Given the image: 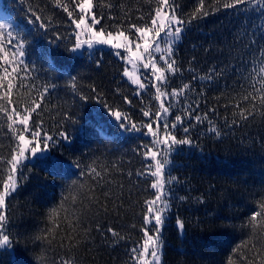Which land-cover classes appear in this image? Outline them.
Segmentation results:
<instances>
[{"label": "trees", "instance_id": "obj_1", "mask_svg": "<svg viewBox=\"0 0 264 264\" xmlns=\"http://www.w3.org/2000/svg\"><path fill=\"white\" fill-rule=\"evenodd\" d=\"M201 2L206 16L197 12ZM224 2L170 0L185 23L174 52L179 70L169 75V84L178 89L189 84L191 89L176 100L170 121L175 115L184 116L190 105L193 119L184 116V124L174 129L178 139L188 138L192 143L177 146L168 156L171 207L163 228V264H227L229 257L240 264V253L235 250L249 239L251 229L246 222L264 199V117L241 122L234 116L237 103L248 104L243 95L257 94L249 83L250 73L255 87H260L253 68L264 66V3L224 9ZM94 3L96 15L104 17L105 32L113 33L118 28L134 32L130 25L148 24L160 6L159 0ZM64 5L73 12L71 18ZM78 18L73 0H0V25H5L0 29V76L9 67L3 83L11 79V98L23 107L37 98L41 86H56L41 103L39 115L32 114L30 127L42 123V132L55 141L50 142V154L63 165L54 175L42 160L24 162L19 185L7 198V227L10 238H15L14 249L0 252V264H60L69 257L74 264H136L131 249L145 238L146 202L155 196L150 186L155 177L147 168L154 161L143 153L145 146L153 147L155 138L142 126L151 122L157 127L154 114L160 111V103L152 87L137 93L123 75L124 61L113 49H86L82 55L71 51L77 41L74 21ZM21 37L26 41L23 60L29 71L25 73L21 65L17 76L8 63L17 59L11 56L8 40L15 43ZM213 69L220 75L211 82L201 79ZM254 103L259 107V100ZM117 111L128 117L125 123L142 130L122 129L112 115ZM143 111L153 116L145 117ZM206 112L207 119L195 121L196 115L203 118ZM8 123L0 113V183L7 175L4 161L16 144ZM189 125L185 133L183 127ZM213 127L219 136L209 130ZM21 131L17 127V134ZM90 168L101 172L103 179L90 177ZM72 181H77L72 192L76 201L64 203L52 243L37 247L29 237L53 227L49 211L60 207ZM178 221L184 224L183 233ZM69 222L78 233L71 248L66 238L72 235ZM109 228L118 235L112 236Z\"/></svg>", "mask_w": 264, "mask_h": 264}, {"label": "snow or ice", "instance_id": "obj_2", "mask_svg": "<svg viewBox=\"0 0 264 264\" xmlns=\"http://www.w3.org/2000/svg\"><path fill=\"white\" fill-rule=\"evenodd\" d=\"M219 3V0H217ZM264 3V0H225L222 4L224 9L237 8L241 5H246L248 3ZM159 7L154 10V16L150 19L149 23L144 26H137L132 24L129 26L130 29H134V32H130V35H126L124 30L119 28L115 33L112 31H107V38H105V28L101 24V21L104 19L103 15L97 16L93 9L96 7L94 0H73V7L75 10H78L79 18L74 21L75 27L79 30L85 31L89 34L88 40H80L79 33L77 34V41L75 46L71 49L73 52H78L81 50L84 44H87L89 48L93 46L94 43L100 45H111L114 49H124L127 53V63L131 65V70L125 69L123 75L127 77L133 85H136L139 89L147 90L148 85L142 82L141 77L137 75L139 68L150 71L152 79L148 81L152 87L155 88L156 99L160 103V111H157L154 114L155 122L157 123V129L153 130L152 123L144 124L142 127L147 130V133L155 138L153 147L145 146L146 151L143 153L145 157H150L151 161H154V165L149 163L147 165L148 174L157 179L151 183L153 189H157V194L155 198L151 201H147V214L144 217L145 227L143 228L144 237L143 242L137 248H132L131 253L136 259V264H160L163 241L161 239V231L165 223L166 217L164 212L169 208L167 199L162 200V189L165 183L164 180V168L169 163L168 156L171 154V151L175 146L180 145H190L192 143L191 139H177L176 136L168 132L169 127L175 129L177 124H184V116H187L189 120L193 119L192 116V106L190 105L187 109L184 110V116L175 115L173 122L169 124L167 121L162 120V116L170 115L169 109L171 107V101H166L163 99L166 96L179 99L180 96L185 94V90H191L189 84H184L180 89H172L171 92L162 91L168 82V74H175L179 69L176 67V60L173 58L174 44L176 41H179L181 37V32L183 30L184 20L176 16L175 4L170 5L169 0H159ZM112 7V5H108ZM64 11L67 12L68 16L71 18L73 12L68 10L66 5L63 6ZM168 9L173 14L169 18V11H164ZM203 3L201 2L200 8L197 9L201 15L206 16L208 13L203 12ZM195 18V14H194ZM37 19H39L37 17ZM109 19H115V17H109ZM89 20L91 23H89ZM96 25H101L99 30L95 29ZM5 25H0V29H3ZM161 33H164V37L161 36ZM11 33H8V36L11 37ZM166 37V39H165ZM160 42L165 44V47L162 49ZM8 44L11 46V56L17 58L14 60H9L8 63L11 66V72L17 73L19 66H23L22 70L27 73L29 71L28 66L24 64L23 57L26 55L25 44L26 41L23 37L15 40L13 43L12 39L8 40ZM155 45V47H153ZM3 52V45L0 44V53ZM160 53L159 60L163 62L165 67H160L156 56L153 54ZM117 56H120L121 53L117 51L115 53ZM145 54H147L145 56ZM264 54V52H262ZM4 59H7V55H4ZM254 72L260 77V87H255V82L251 79V73L249 74V83L257 93L252 95L251 93L243 95V99L248 101V104L244 107H241L237 103L234 107L238 109L237 112H234V116H237L241 122H247L250 118L255 119L257 116L264 117V66L260 67L258 70L253 68ZM4 75L0 76V113H3L8 123V129L15 134L16 144L15 147L11 150L10 157L4 161L7 168V175L2 183H0V249H11L15 238L10 239L8 232L7 222V198L12 195L17 189L18 186V177L23 176V168L25 167L24 161H33L36 159L42 160L45 162V167L52 171L53 174L63 167L62 162L52 157L49 149V142L55 143L52 136L47 134L42 135V123H34L33 127L30 129L28 127L29 121L33 113H38V109H41V103L44 101L45 97L49 94L50 90L55 89V85H43L40 89H37L38 96L35 99H30L28 102V107L20 106L19 102L14 103L12 100V89L14 87L11 79L8 80V83L5 85L3 81L9 74V67L3 68ZM220 75L215 69L211 75L203 77L201 79H207L212 81L215 76ZM243 76V74H240ZM75 87V84H73ZM243 85L241 88L243 89ZM259 100V107L254 101ZM131 103V101H129ZM227 107V105L225 106ZM19 108V110H17ZM196 108H199V104H196ZM211 112H215L216 109H210ZM112 115L120 121V127L125 131L139 132L142 129L137 127L134 123H125L128 120L127 116H123L120 112H112ZM145 117H152L153 113L151 111H143ZM208 113L204 114L202 118L199 115L194 117L195 121L203 122V119H207ZM163 124L164 136L159 138V126ZM211 123V121H210ZM237 123L236 120H233V124ZM17 127L22 131L17 134ZM191 125L183 127V131L188 133ZM210 131L214 132L217 136L220 135V132L215 128H210ZM23 133H28V136L31 139L27 138ZM59 135L65 140L69 141L70 137L67 133L61 132ZM157 145H163L164 154L163 162L161 159H157L160 154V149L153 148ZM51 160L49 165L47 161ZM154 167L155 170H152ZM143 175L144 173H140ZM79 175V174H76ZM90 177H98L103 179L101 172H98L96 168H90L88 173ZM175 180L176 177H171ZM99 184V179L95 181ZM77 185V181H72L69 186V195L67 197H62V201L59 208H53L49 211L48 219L52 221V228H44L39 230L38 233L29 237L33 243L37 244V247L40 244L50 245L53 239L57 235V217L60 215V212L63 211L64 203L71 199L73 202L76 201V196L72 195V192L76 189L73 187ZM91 191V189H89ZM184 199V197H180ZM160 202V206L156 207L157 202ZM178 226L180 229L184 228L182 221H178ZM247 226L251 229L249 239L244 241L242 245H238L237 251L240 253V264H264V199L259 203V210H254L250 215L249 219L246 222ZM149 227L151 228V234H149ZM68 228L71 229L72 235L66 237L69 240L68 247H72V241L78 235L76 228L69 222ZM62 231V230H61ZM108 231L112 236H117L116 233L111 228ZM258 242V243H257ZM62 244V239L60 240ZM251 253L248 255L247 253ZM150 257V258H148ZM259 258V259H257ZM60 264H74V260L69 257L68 259H62ZM227 264H236V261L229 257Z\"/></svg>", "mask_w": 264, "mask_h": 264}, {"label": "rangeland", "instance_id": "obj_3", "mask_svg": "<svg viewBox=\"0 0 264 264\" xmlns=\"http://www.w3.org/2000/svg\"><path fill=\"white\" fill-rule=\"evenodd\" d=\"M169 4H170V0H169ZM171 5V4H170ZM93 11H94V9H93ZM164 11H169L168 9H164ZM5 15H6V13H4ZM96 14V13H95ZM173 13L171 12V11H169V18L171 17V15H172ZM176 16H178V14H177V12H176V10H175V13H174ZM179 17V16H178ZM180 18V17H179ZM181 19V18H180ZM89 23H91V21L89 20ZM183 27V30H182V32H181V37H180V39H179V41H176L175 42V44H174V51H173V58L175 59V56H174V52H175V49H176V46H177V44L181 41V39H182V36H183V32H184V26H182ZM95 29L96 30H99L100 29V27L98 26V25H96L95 26ZM79 33V39L80 40H88L90 37H89V34L87 33V32H85V31H82V30H79V29H76V38H77V34ZM107 32H105V38H107ZM125 34L126 35H130V33H126L125 32ZM161 36L162 37H164V33H161ZM130 38H132L131 37V35H130ZM165 39H166V37H165ZM160 46H161V48L163 49L164 47H165V44L163 43V42H160ZM98 47H105V48H111V49H113L114 50V52L116 53L117 51H119L120 53H121V55L120 56H118L119 58H121L123 61H124V63H125V69H129V70H131V65H129L128 63H127V53H126V51L124 50V49H114L111 45H100V44H96V43H94L93 44V46L91 47V48H89L88 47V45L87 44H84L83 46H82V48H81V50L80 51H78V52H75V54H77V55H82L85 51H86V49H88V50H90V51H93V50H95L96 48H98ZM153 47H155V45L153 46ZM153 54L156 56V60H157V62H158V64H159V66L160 67H165V65L163 64V62H161L160 60H159V57H160V53H155V52H153ZM147 54H145V56H146ZM137 75H139L140 77H141V80H142V82H144L146 85H148V87H147V90L150 88V87H152L150 84H148V81L150 80V79H152V77H151V73H150V71H148V70H145V69H143V68H139V70L137 71ZM169 75L170 74H168V77H169ZM127 78V77H126ZM128 79V78H127ZM129 80V79H128ZM130 81V80H129ZM131 82V81H130ZM136 88H137V93H142V92H144V91H147V90H143V89H139L136 85H134ZM154 90H155V88L154 87H152ZM172 89H178V88H174V87H171L170 86V84H169V78H168V82H167V84H166V86L164 87V88H162V91H168V92H171V90ZM180 98V97H179ZM165 101H166V104H165V106H168L167 105V101H171V107H170V109H169V112H170V115H167V116H162V120H164V121H167L169 124H171L173 121H170V118H171V114H172V112H173V108L176 106V100H177V98H172V97H169V96H166V97H164L163 98ZM28 127L31 129V127H30V121H29V125H28ZM157 129V127L156 128H153V130L155 131ZM168 132H170L172 135H174V136H176L175 135V133H174V129H172L171 127H169V129H168ZM27 138H29V139H31V137L30 136H28V133H23ZM46 134V133H45ZM42 135H44V133L42 132ZM47 135H49V134H47ZM49 136H51V135H49ZM163 136H164V129H163V126L160 124V126H159V138H163ZM177 138V137H176ZM178 139V138H177ZM70 141V140H69ZM156 148H159L160 149V154L158 155V157H157V159H161V162H163V154H164V148H163V145H157V146H155V148H153V150H156ZM177 148V146H175L174 147V149L171 151V152H173L175 149ZM49 149H50V153H51V144H50V142H49ZM148 158H150V157H148ZM151 159V158H150ZM24 162H27V161H24ZM153 165H154V163H153ZM168 167H169V163L165 166V168H164V180H165V183H164V186H163V189H162V192H163V195H162V200L163 199H167V203L169 204V208L167 209V211H165L164 212V216L166 217V219H165V223H167V220H168V217H169V215H170V198H169V196H170V192H169V188H168V186H167V184H168V180H169V178H168V175H167V172H168ZM153 170H155V169H153ZM157 178L155 177V180H156ZM18 185H19V177H18ZM18 187V186H17ZM156 194H157V189H155V196H156ZM155 196L153 197V198H151L150 199V201L151 200H153L154 198H155ZM6 203H7V201H6ZM158 206H160V202L158 201L157 202V205H156V207H158ZM164 223V224H165ZM163 228H164V225H163ZM163 228H162V231H161V239H162V241H163V247H162V254H161V259H160V264H163V251H164V234H163ZM181 232L183 233L184 232V228L183 229H181ZM149 234H151V228L149 227ZM11 239V238H10ZM145 239V238H144ZM14 249V246L10 249V250H13ZM3 250H5V249H0V252H2ZM148 258H150V257H148Z\"/></svg>", "mask_w": 264, "mask_h": 264}]
</instances>
